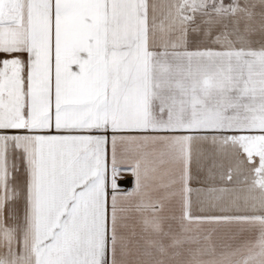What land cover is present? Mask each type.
Wrapping results in <instances>:
<instances>
[{"label": "snow or ice", "instance_id": "obj_1", "mask_svg": "<svg viewBox=\"0 0 264 264\" xmlns=\"http://www.w3.org/2000/svg\"><path fill=\"white\" fill-rule=\"evenodd\" d=\"M0 264H264V0H0Z\"/></svg>", "mask_w": 264, "mask_h": 264}, {"label": "crops", "instance_id": "obj_2", "mask_svg": "<svg viewBox=\"0 0 264 264\" xmlns=\"http://www.w3.org/2000/svg\"><path fill=\"white\" fill-rule=\"evenodd\" d=\"M202 180H203V174H201L200 180H197V181L193 182L192 187L193 188L201 187ZM194 198H195V195H194Z\"/></svg>", "mask_w": 264, "mask_h": 264}]
</instances>
